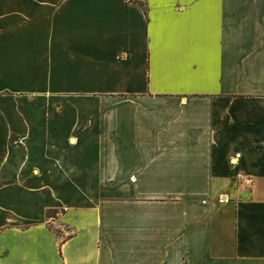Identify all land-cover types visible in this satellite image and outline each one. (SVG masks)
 I'll list each match as a JSON object with an SVG mask.
<instances>
[{
  "label": "crops",
  "instance_id": "1",
  "mask_svg": "<svg viewBox=\"0 0 264 264\" xmlns=\"http://www.w3.org/2000/svg\"><path fill=\"white\" fill-rule=\"evenodd\" d=\"M0 264H264V0H0Z\"/></svg>",
  "mask_w": 264,
  "mask_h": 264
},
{
  "label": "rangeland",
  "instance_id": "2",
  "mask_svg": "<svg viewBox=\"0 0 264 264\" xmlns=\"http://www.w3.org/2000/svg\"><path fill=\"white\" fill-rule=\"evenodd\" d=\"M117 58L118 57H113V59L114 60H117ZM77 101H86L87 99H85L84 97H82V96H77ZM75 99V100H76ZM88 100H90V99H88ZM67 192V191H66ZM65 193V191H62V194H64ZM58 214V211H49V210H47L46 212H45V215L47 216V217H50L49 218V220H47L45 223H46V227H47V229L48 230H50L53 234H55L56 236H58L59 234H58V232H57V230H56V228L53 226V222H50V219H51V217H53V218H55V216ZM68 234H66L65 236H67ZM64 237V236H63Z\"/></svg>",
  "mask_w": 264,
  "mask_h": 264
},
{
  "label": "built area",
  "instance_id": "3",
  "mask_svg": "<svg viewBox=\"0 0 264 264\" xmlns=\"http://www.w3.org/2000/svg\"><path fill=\"white\" fill-rule=\"evenodd\" d=\"M237 186L241 189L247 188L251 185V179L245 175L237 174L235 176Z\"/></svg>",
  "mask_w": 264,
  "mask_h": 264
}]
</instances>
